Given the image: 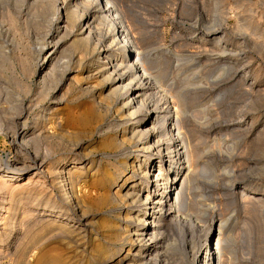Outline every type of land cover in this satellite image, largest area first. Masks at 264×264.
Returning <instances> with one entry per match:
<instances>
[{
  "label": "rangeland",
  "instance_id": "rangeland-1",
  "mask_svg": "<svg viewBox=\"0 0 264 264\" xmlns=\"http://www.w3.org/2000/svg\"><path fill=\"white\" fill-rule=\"evenodd\" d=\"M65 1L0 0V161L4 165H22V158L27 156L18 144L22 136L14 139L17 133L28 130L27 139L31 141L28 149L43 167L27 170L18 182L11 183L27 185V192L32 190L36 195L54 192L55 198L66 200L71 206L72 197L67 199L61 188L62 178L52 171L55 161L69 156L70 163L88 166L93 163L91 172L99 160L103 163L110 156L115 162L117 156L110 155L115 151L104 146L103 138L106 134H122L119 115L125 109L113 113V109L98 103L100 98L93 88L86 91L88 96L76 95L86 83L77 85L74 92L68 89L72 73L75 75L71 69L78 68L75 63L78 52L68 46L70 41L64 45L67 48L64 61L69 60L65 65L71 69L66 74L57 71L43 78L37 55L47 46L52 27L59 26H55L59 18L52 17L56 6H64ZM112 2L136 46L149 54L153 63L151 71L154 74L161 71L170 89L186 92L187 152L199 146L202 157L198 163L209 170L198 174L190 189L193 205L184 214L189 220L188 228L183 227L187 240L193 236L197 243L203 241L201 238L208 229L215 243L220 220H223L221 236L229 239L233 250V254L227 255V262L264 264V0ZM63 23L71 29L69 23ZM100 27V32L106 35L109 28ZM216 32L218 34H214ZM66 37L64 40L68 39ZM40 78L46 81L44 87H40ZM58 80L62 82L53 92ZM95 80L92 86H99L98 91L106 89L99 79ZM93 96L96 99L91 101ZM117 104L115 100L113 107L119 108ZM47 112L53 119H47ZM90 171L83 179L89 180ZM82 184L75 186L76 196L81 195ZM9 198L6 193L0 195V204L10 206L12 211L29 209L28 218H36L42 212L39 204L37 208L33 205L36 200L22 199L19 203ZM39 200L44 201V198ZM87 215V221L93 223L94 230L101 235L104 228L113 231L112 238L98 239L94 243L102 251L94 255L83 253L69 236L46 231L44 243L34 244L29 260L44 256L51 258L52 264H111L121 254H127L126 245L117 256L112 253L117 248L116 242L121 241L117 213L111 227H104L107 223L104 215L99 214L97 203ZM25 228L23 223L18 227L17 238L23 235ZM11 239L14 240L13 236L6 240ZM3 264H11L10 259H5Z\"/></svg>",
  "mask_w": 264,
  "mask_h": 264
},
{
  "label": "bare ground",
  "instance_id": "bare-ground-1",
  "mask_svg": "<svg viewBox=\"0 0 264 264\" xmlns=\"http://www.w3.org/2000/svg\"><path fill=\"white\" fill-rule=\"evenodd\" d=\"M64 4L56 6L53 13L52 18H59L58 23L54 21L55 26H59L52 27L47 46L38 52L39 68L44 79L57 71L66 74L71 68L65 65L69 60L64 61L67 52L64 45L66 41H70L68 46L78 52L75 62L78 68L71 69L75 75L72 73L68 89L74 92L78 89L77 85L86 83L85 87L81 86L76 91V95L87 94L86 91L93 88L100 98L98 103L104 104L109 110L113 109V113H118L121 108L125 109L119 115L122 134H106L103 138L104 146L115 151L110 155L117 157L115 162L110 156L105 163L99 160L93 172L89 170L93 163L90 166L80 162L70 163L72 158L69 156L55 161L52 171L62 178L61 188L67 199L72 197L75 204L68 206V201L55 198L54 192L36 195L32 190L27 192V185L14 186L11 183L18 182L27 170L43 167L42 163L38 165L37 156L28 149L31 142L27 139L29 131L15 133L14 140L22 136L18 144L26 151L27 156L22 158L20 166L15 163L4 165L0 161V195L6 193L10 195V200L19 203L22 199L38 202L44 198V201L33 204L36 208L39 204L42 212L32 219L28 218L29 213L26 215L29 209L18 212L12 208V211L10 206L0 204V211L7 212H0V264L7 258L11 264H52L51 258L44 256L29 260L31 248L35 243H44L46 231L65 234L74 241L78 251L94 255L97 251H102L101 247L97 248L94 244L98 239L113 237V231L104 227H111L117 218L121 241L116 242L117 248L112 252L113 256L122 252L125 245L128 250L124 256L121 254L113 258L111 264H231L226 259L227 255L233 254L230 241L221 236L223 220H220L215 243L208 229L204 231L203 238L199 236L203 239L199 243L194 241L193 236L191 240H187V232L184 234L185 230L183 231L189 221L184 214L193 205L190 189L193 188L195 177L202 172H209L205 165L198 163L202 157L199 146L196 145L190 153L187 152L184 131V118L188 112L186 92L170 89L161 71L157 74L151 71L153 63L149 54L136 46L130 32L119 20L112 0H66ZM95 4L100 5L98 9H95ZM56 13L59 15L56 16ZM64 21L69 23L72 30L63 25ZM100 26L109 28V31L106 28V35L100 32ZM65 36L68 37L67 40H64ZM58 53H61L60 57ZM93 79H99L106 89L98 91L99 86H92ZM40 80V87H44L46 81H42V78ZM61 82L58 80L55 83L53 92ZM95 99L96 96H93L91 101ZM115 100L119 108L113 107ZM54 101L56 102L55 99ZM45 116L49 117H46L48 120L53 119L49 112ZM35 151L39 152L38 149ZM81 157L87 159V156ZM87 171L91 172L89 180L83 179ZM81 183V195L76 196L74 188ZM96 203L99 214L104 215L103 220L107 223L103 227V235L94 230L93 223L87 221L88 211ZM22 223L26 228L23 235L20 237L19 234L20 238H17L18 227ZM12 236L14 240L7 241ZM234 259L236 260L235 257Z\"/></svg>",
  "mask_w": 264,
  "mask_h": 264
}]
</instances>
